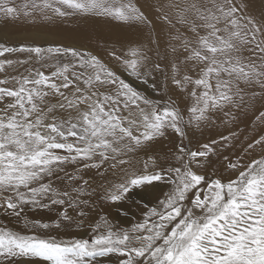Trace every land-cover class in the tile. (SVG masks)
Returning <instances> with one entry per match:
<instances>
[{"label":"snow or ice","instance_id":"obj_1","mask_svg":"<svg viewBox=\"0 0 264 264\" xmlns=\"http://www.w3.org/2000/svg\"><path fill=\"white\" fill-rule=\"evenodd\" d=\"M251 2L156 0L171 56L162 68L148 55L159 39L136 0H0L5 21L103 16L150 30L147 43L131 40L108 61L76 47L0 42V212L7 218L0 220V264H88L110 254L117 264H264V134L243 158L228 161L227 176L207 171L217 140L184 144L189 129L214 126L221 116L235 120L264 100V6L257 16ZM117 67L145 83L152 72H166L176 98H149ZM169 130L180 139L177 163L141 161ZM161 183L168 191L145 203L130 227L104 215L90 239L42 234L50 225L26 214L61 206L60 228L73 220L69 209L87 216L84 196L119 205Z\"/></svg>","mask_w":264,"mask_h":264},{"label":"rangeland","instance_id":"obj_2","mask_svg":"<svg viewBox=\"0 0 264 264\" xmlns=\"http://www.w3.org/2000/svg\"><path fill=\"white\" fill-rule=\"evenodd\" d=\"M19 2L20 0H17V3ZM108 23L109 25H107ZM106 25L113 30L122 29L126 31V29H130L131 27H135L136 31L138 28H143V30L147 28L149 30L147 26L139 23H123L103 16L76 15L66 18L54 17L52 20L37 17L35 22L23 18L15 21H5L3 17H0V42L6 43L10 47H19L20 45L42 47L63 45L76 47L81 50L91 51L93 54L108 61V53L113 49L117 53H120L128 45L129 41H131V38L113 40L107 37L108 34L104 33V30L100 31V26ZM145 30L144 32H146ZM133 40L136 39L133 37ZM148 55L151 62L159 63L162 68L165 66L164 61L160 59L159 52L152 50L149 51ZM17 56L24 58L27 54H15L12 58H16ZM117 70L127 82L153 100L163 103L167 101L169 96L176 98L175 93H172L168 89L166 72L157 71L155 81H152L151 78H144L147 80V83H145L143 80H138L136 77L129 75L122 68L117 67ZM261 102L264 103V100L260 99L259 103ZM252 109L251 113L243 121L234 122L230 118L221 116L216 120L214 126L209 125L199 129L192 128L188 130V139L184 140V144L189 148L196 149L200 144L210 143L213 139L219 142L216 146L217 154H210L206 161L207 171L209 173L218 172L227 176L226 165L228 161H235L237 157H244V148L253 139L247 133L249 131H246V128L252 119L256 120L258 106L256 105ZM262 131H264V124L262 125ZM222 136L229 137V140L221 141ZM189 139L192 141L191 144L188 143ZM179 143V137L169 130L164 139L160 138L152 142L147 149V154L141 152L139 158L143 161L148 156H155L158 158V164H164L166 166L174 165L177 162L173 158V153ZM256 151L259 152V148ZM225 157L228 160H225ZM75 167L69 165L67 171L75 174ZM91 175V172L85 173V178L87 179ZM67 186L69 189L73 187L71 182H68ZM168 189V185L161 183L159 186L161 195L158 196L162 198L163 193L168 191ZM153 190L149 189L142 192L141 195H134L132 199L126 200L119 205L103 202L97 195L91 197L84 196L82 198L89 201L88 206L84 209L87 216L77 217L76 212L69 209V215L73 217V220L71 222L62 221L60 228H56L55 224L60 220L59 213L62 210L61 206H52L51 209H33L29 207L26 209V214L31 220H40L50 225L49 229L41 230L42 234L56 235L58 239L62 240L90 239L93 235L94 222H99V218L104 215H107L108 219L114 225L125 228L130 227L131 223L139 219L140 210L144 207L145 203L148 206H152L155 203L157 196L152 195L154 193ZM141 196H143V200H141ZM133 200H135V203H133ZM6 219L5 215L0 212V220L6 221ZM29 259L33 261V264H46V262L38 261V258ZM88 264H117V256L115 254L95 256L88 258Z\"/></svg>","mask_w":264,"mask_h":264},{"label":"bare ground","instance_id":"obj_3","mask_svg":"<svg viewBox=\"0 0 264 264\" xmlns=\"http://www.w3.org/2000/svg\"><path fill=\"white\" fill-rule=\"evenodd\" d=\"M138 5L141 7V9L145 12V14L148 16V18L152 21V24L154 26V33L152 35L154 37H158L159 39V47H156L155 45H150V51L154 50L160 53V59L164 61L165 65L168 63V61L171 59L170 56V51L167 48L168 44V27L165 25L161 20L157 19V16L159 15L156 10L154 5L156 4V0H136ZM262 6H264V0H252L251 2V11L255 15H259ZM105 25V24H104ZM109 25V23L107 24ZM100 26L101 30L100 31H105L104 33H107V37L113 39V40H119L120 38L126 39V38H131L130 40H133V37L135 39H143L145 43L148 42V36H149V31L147 28H144L146 32H144L143 28H138L136 31L135 27H131L130 29L122 30H113L111 27L109 28L108 26ZM111 25V24H110ZM85 26V25H84ZM143 30V31H142ZM145 33V34H144ZM91 37V36H90ZM101 37V36H100ZM106 39V38H105ZM109 40V39H107ZM121 41V40H120ZM149 70L151 71V64L149 66ZM157 73L152 72L151 75L145 77V79L151 78L152 81H155ZM149 83V82H148ZM168 83V89L172 92L175 93L173 90V86L171 85L170 81H167ZM260 98L257 97L256 101L254 102L255 106H258V109L260 111H264V103H259ZM183 107V105H181ZM250 107L244 110L239 111L236 113L237 119L232 120L234 122L237 121H243L246 116H248L251 113V110H253ZM259 112H257V115ZM262 125L259 121L257 120H251L248 124V127L246 128V131L248 130L251 138L257 137L258 134H264V131H262ZM167 136V135H166ZM165 137H163L164 139ZM153 194L155 197L158 195H161V191L159 188L153 190Z\"/></svg>","mask_w":264,"mask_h":264}]
</instances>
